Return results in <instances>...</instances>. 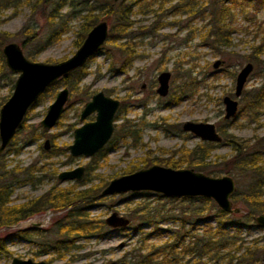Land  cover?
<instances>
[{
	"label": "rangeland",
	"instance_id": "rangeland-1",
	"mask_svg": "<svg viewBox=\"0 0 264 264\" xmlns=\"http://www.w3.org/2000/svg\"><path fill=\"white\" fill-rule=\"evenodd\" d=\"M54 1L60 2L61 0ZM92 1L63 0L65 5L56 12L52 10V5H44L41 0H0V30L13 34L4 45L16 42L27 58H29V53H34L33 61L55 63L64 60L77 49L74 41L83 21L82 8ZM120 1L112 2L117 6ZM133 1L135 0H124L130 4ZM262 1L252 0L249 5L237 7L233 18L232 43L230 46L221 47L212 46L210 40L203 38L208 29L206 13L204 17H193L183 12L143 14L138 10V3L133 4L132 36L137 55L132 65L125 69L119 66L120 56L117 45L108 38L102 49L86 62V75L79 84L80 87L86 86L91 94L102 90L106 95L120 101V106L115 113L114 131L110 140L94 156L69 155L67 146L73 142V130L85 121L94 120L95 112L81 121L79 116L84 102L69 93L65 111L57 124L51 129H44L39 122L44 117L48 105L54 100L57 91L64 85L53 86L52 90L28 111L25 120L26 128L16 132L13 138L17 137L18 142L15 143L11 152L7 153V149L2 152L5 156L4 161L9 165L7 168L15 164H19V167H26L38 161L37 167L44 169L42 172H37L41 182L16 185L10 196L11 202L19 204L37 197L55 183L60 187L75 186L78 183L77 188L103 183L102 190L111 179L131 173L141 167H147L149 164L144 166L142 163L146 156H167L169 151L194 146L198 138L182 131L181 124L186 120H193L213 122L217 125L224 114L223 96L234 97L237 72L246 62H252L247 58L252 45L262 43L263 52L260 58L264 60V3ZM106 22L109 34L111 23ZM29 27L36 31L37 37L31 42L22 44L25 39L23 30L27 31ZM52 31H59L56 40L36 51ZM217 59L221 61V64L214 68L212 64ZM252 63L253 71L240 97H234L239 102L236 116L226 125L228 134L247 140L251 145L255 142V137L264 135V104L256 114L248 115L241 110L243 93L264 82V74L261 71L262 63H260L261 67ZM165 70L171 73L170 89L167 96L160 97L156 93L157 75ZM16 76L7 69L6 65L5 69L0 71V107L11 95ZM190 78L195 79L194 84L197 86L194 94L182 97L176 105H166L171 99V94L176 92L175 87ZM29 129H36L40 133L39 138L23 143ZM123 130L136 134L137 144H134L132 136L126 135L121 138ZM45 140L49 141L48 149H44ZM52 143H56L58 149L65 152L49 159H43L44 153L50 149ZM16 149L17 153H15ZM231 154L232 151L228 145L217 144L211 151L210 165H214L215 161L219 162L221 158L228 159ZM77 166L85 168L80 181L61 182L57 179L59 172ZM53 169L57 170L55 176L50 174ZM223 175H229L234 179L235 191L244 189L249 181L248 174L244 175L237 171L215 177ZM145 193L150 195H145ZM157 194L148 191H128L98 196L97 201L87 208V213L91 217L104 221L109 214L117 212L129 218L130 224L128 227L116 229L106 225L102 236L80 237L70 250L61 251L60 254L50 249L40 256L34 255L40 249V243L53 241L59 237L56 232L46 230L49 229L51 219L55 216L51 211L34 215L29 220L21 221L16 225L0 228V240L19 229L38 227L42 230L40 234L32 230L23 240L6 242L5 248L11 254L0 253V264H12L13 257L45 260L48 264H120L119 259L141 243L140 238L143 233L140 229V224H142L140 206L138 207L140 201L149 207L160 205L171 207L172 204H177L174 205L176 207L173 210L176 213L181 207L184 208L179 201L167 203L164 200L171 197L163 196L164 199L159 204L156 200L159 199ZM177 222H161L159 226L178 230ZM206 223L209 224L211 230L217 226L215 219H210ZM185 227L190 229L188 225ZM150 228L152 229L150 225H143L144 232L152 231ZM196 228L197 234L202 233L203 223L198 222ZM239 236L244 241L256 238L260 244L264 243L262 228L245 227ZM166 237V233L160 236L155 234L148 242L162 241Z\"/></svg>",
	"mask_w": 264,
	"mask_h": 264
},
{
	"label": "trees",
	"instance_id": "trees-1",
	"mask_svg": "<svg viewBox=\"0 0 264 264\" xmlns=\"http://www.w3.org/2000/svg\"><path fill=\"white\" fill-rule=\"evenodd\" d=\"M112 1L93 0L88 6L82 8L83 14H81V17L83 21L79 26L74 43L78 47L91 27L98 21H110L111 30L108 38L117 45L120 56L119 66L123 69L129 68L137 55L133 41L134 37L132 36L133 4L138 3V10L143 14L183 12L193 17H204L206 13L208 17L206 26L208 29H206L203 38L210 40L212 46L221 47L230 46L232 43L233 18L237 7L252 3V0H135L130 4L121 0L115 6ZM262 2L264 3V0ZM41 3L52 5V10L56 12L65 5L63 0L60 2L41 0ZM23 32H25V39L22 44L31 42L37 37L36 31H33L30 27L27 31L23 30ZM58 35L59 31H52L36 51L42 46L55 41ZM12 36L13 34L10 32L0 30V71L5 69L1 49ZM261 47L262 43L252 45L247 58L257 66L261 67L260 63H262L261 71L264 74V60L260 58L263 52ZM28 55L29 59L33 60L34 53ZM85 65L58 79L45 90L36 103L46 93H49L53 86L59 84L67 86L70 94L78 100L87 101L91 97V93L86 86H79L86 75ZM194 80V78L186 79L175 87L176 92L171 94V99L166 105H176L182 97L192 96L197 89ZM263 104L264 82L243 93L241 110L248 115L256 114ZM25 120L26 117L17 132L25 130ZM227 124L229 122L223 117L217 122L218 130L223 135V143L198 141L192 147H180L174 151H169L167 156H146L142 163L144 166L150 163H158L172 168L188 167L214 176L223 173L232 174L235 171L244 175L248 174L247 186L244 189H236L230 197L233 206L239 207L240 211L238 213L225 212L218 208L212 199L201 196L164 199L160 194L156 195L159 198L156 199L159 204L163 199L167 203H177L176 201H179L183 204L184 208L181 207L178 213L173 211L176 207L174 205L177 204H172L171 207L169 205L166 207L165 205L149 207L140 201V205H138V207L140 206V222H142L140 229L143 233L140 238L141 243L137 247H133L130 253L119 259L120 264H264V243L260 244L256 238L244 241L239 236V233L245 227L261 228L255 223L254 216L264 213V135L255 137L256 140L251 145L247 140L228 134L226 131ZM36 132V129L27 130L26 140L23 143L39 138L40 133ZM126 135L132 136L134 144H137L138 137L136 134L123 130L121 138ZM17 142V137L13 138L6 152H11ZM217 144L228 145L232 154L228 159L221 158L219 162L215 161L214 165H210L211 151ZM17 152L16 149L15 153ZM64 152V150L58 149L56 143H52L50 149L44 153L43 159H49ZM4 157L3 154L0 155V228L16 225L34 215H41L47 211L53 212L55 216L51 219L49 229L46 230L56 232L59 237L53 239V241L40 243V249L34 253L35 256H40L44 252L50 251V249L58 254L61 251H68L73 247L74 242L83 236H102L106 224L103 220L91 217L87 213V208L97 201L103 183L89 185L84 188H77L78 183L75 186L64 187H60L55 183L43 194L23 203L14 204L10 199L14 187L22 183L41 182L42 180L37 172H42L44 169L37 167L38 161L26 167H19V164H15L7 168L9 165L4 161ZM56 172L57 170L53 169L50 174L55 176ZM145 195L150 194L145 193ZM210 219H215L217 222L214 230H211L209 224L206 223ZM166 221H178L179 229L159 226L161 222ZM198 222L203 223L204 226L202 233L199 234L196 232ZM144 224L150 225L152 231L144 232ZM186 225L190 229H186ZM32 230L37 234L42 231L38 227L36 229H19L8 237L1 239L0 253L10 255L11 252L7 251L5 243L23 240L28 237L27 234ZM165 233L167 237L162 241L148 242L152 235L157 234L160 236ZM201 260L204 261L201 262Z\"/></svg>",
	"mask_w": 264,
	"mask_h": 264
},
{
	"label": "water",
	"instance_id": "water-1",
	"mask_svg": "<svg viewBox=\"0 0 264 264\" xmlns=\"http://www.w3.org/2000/svg\"><path fill=\"white\" fill-rule=\"evenodd\" d=\"M107 39L108 24L105 20H100L91 27L82 43L70 57L55 63L30 60L23 54L16 42L6 43L2 47L1 52L7 69L17 76L11 95L0 107V153L9 146L28 110L36 103L41 94L58 79L85 65L91 56L100 51ZM220 64L221 61L217 59L212 66L217 68ZM253 67L252 62H246L237 72L234 97H240ZM170 77L169 71H162L158 74L156 92L159 96L167 95ZM68 96L67 87H62L56 93L54 100L48 105L44 117L39 122L44 129H51L57 124L64 112ZM222 102L224 118L234 117L237 113L238 100L225 95ZM119 106L118 99L106 95L102 90L94 93L85 102L79 119L83 121L93 112H95V118L92 121L83 122L74 129L73 142L67 146L69 155L91 157L103 148L114 131V117ZM181 128L202 141L220 142L222 140L212 122L186 120L181 124ZM48 144L49 141L45 140V149H48ZM84 170L83 166L63 170L57 174V179L61 182L80 181L83 178ZM235 188V181L229 175L215 177L193 168L175 169L152 164L111 179L101 190L99 196L128 191H148L172 198L201 196L212 199L217 207L225 212L238 213L240 208L233 207L230 199ZM254 221L264 229V213L254 216ZM104 222L110 228H125L130 224V219L117 212H112ZM11 262L12 264H46L44 260L19 257H13Z\"/></svg>",
	"mask_w": 264,
	"mask_h": 264
},
{
	"label": "flooded vegetation",
	"instance_id": "flooded-vegetation-1",
	"mask_svg": "<svg viewBox=\"0 0 264 264\" xmlns=\"http://www.w3.org/2000/svg\"><path fill=\"white\" fill-rule=\"evenodd\" d=\"M102 47H103V46H102ZM165 71H166V70H165ZM161 72H162V71H161ZM169 72H170V71H169ZM157 77H158V75H157ZM170 78H171V77H170ZM169 82H170V81H169ZM157 83H158V81H157ZM51 86H52V85H51ZM63 87H67V86H63ZM157 87H158V86H157ZM67 88H68V87H67ZM60 89H61V88H60ZM60 89H59V90H60ZM169 89H170V88H169ZM59 90H58V91H59ZM68 90H69V88H68ZM58 91H57V92H58ZM103 92H104V91H103ZM69 93H70V91H69ZM156 93H157V92H156ZM168 93H169V91H168ZM168 93H167V95H168ZM41 95H42V94H41ZM92 95H93V94H91V96H92ZM167 95H166V96H167ZM108 96H109V95H108ZM229 96H230V95H229ZM233 96H234V93H233ZM160 97H162V96H160ZM163 97H165V96H163ZM231 97H232V96H231ZM90 98H91V97H90ZM90 98H89V99H90ZM233 98H234V97H233ZM68 99H69V96H68ZM89 99H88V100H89ZM115 99H116V98H115ZM88 100H87V101H88ZM237 100H238V99H237ZM67 101H68V100H67ZM85 102H86V101H85ZM85 102H84V104H85ZM66 103H67V102H66ZM66 103H65V105H66ZM222 103H223V102H222ZM238 104H239V102H238ZM223 105H224V104H223ZM64 107H65V106H64ZM117 110H118V109H117ZM28 111H29V110H28ZM64 111H65V109H64ZM237 111H238V108H237ZM63 113H64V112H63ZM26 115H27V114H26ZM235 116H236V115H235ZM235 116L232 117V118H228V119H226V118H224V114H223V118H224L226 121H228L229 123H230V120H233V119L235 118ZM25 117H26V116H25ZM58 121H59V120H58ZM212 123H213V122H212ZM214 125H215V128H216V131H217V132L220 134V136L222 137V140H221L220 142H214V143H223V135H222V133L218 130L217 125H216V124H214ZM181 129H182V128H181ZM73 131H74V130H73ZM182 131H183V130H182ZM184 132H185V131H184ZM187 133H189V132H187ZM189 134H191V133H189ZM191 135H192V134H191ZM192 136H193V135H192ZM110 138H111V137H110ZM196 138H197V137H196ZM109 140H110V139H109ZM109 140H108V141H109ZM198 141H202V140H200V139L198 138ZM208 142H210V141H208ZM9 145H10V144H9ZM105 145H106V144H105ZM105 145H104V146H105ZM219 145H220V144H219ZM104 146H103V148H104ZM7 148H8V147H7ZM7 148H6V149H7ZM103 148H101L99 151H101ZM6 149H5V150H6ZM44 149H45V148H44ZM5 150H4V151H5ZM99 151H98V152H99ZM98 152H97V153H98ZM97 153H96V154H97ZM0 154H1V153H0ZM96 154H95V155H96ZM93 156H94V155H93ZM152 164H158V163H151V164H149V165H152ZM149 165H148V166H149ZM159 165H161V164H159ZM164 166H165V165H164ZM168 167H169V166H168ZM141 168H144V167H141ZM182 168H183V167H182ZM187 168H188V167H187ZM139 169H140V168H139ZM175 169H177V168H175ZM134 171H135V170H134ZM132 172H133V171H132ZM108 183H109V182H108ZM100 192H101V191H100ZM99 194H100V193H99ZM98 196H99V195H98ZM114 229H116V228H114ZM44 261H45V260H44ZM45 262H46V261H45ZM46 264H48V263L46 262Z\"/></svg>",
	"mask_w": 264,
	"mask_h": 264
}]
</instances>
